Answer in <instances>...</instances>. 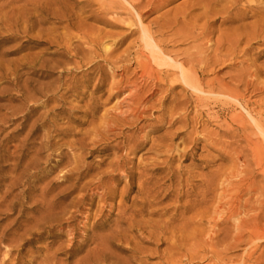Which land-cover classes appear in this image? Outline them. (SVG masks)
Segmentation results:
<instances>
[{
	"label": "rangeland",
	"instance_id": "1",
	"mask_svg": "<svg viewBox=\"0 0 264 264\" xmlns=\"http://www.w3.org/2000/svg\"><path fill=\"white\" fill-rule=\"evenodd\" d=\"M8 1L0 0V114L8 115L0 125V264H264V238L244 237L221 261L204 242L214 204L217 228L232 234L233 221L264 198V139L244 110L264 127V73L236 85L235 103L217 83L193 92L153 62L152 75L137 64L150 59L143 28L184 59L193 42L167 38L187 33L183 25L199 32L202 22L187 16L197 0H37L48 9L45 23L11 37L7 25L21 24L34 5ZM220 22L209 27L212 42L227 28ZM168 23L176 30L157 32ZM262 48L252 44L201 81L264 72ZM74 166L76 179L67 176ZM228 205L246 207L234 219Z\"/></svg>",
	"mask_w": 264,
	"mask_h": 264
},
{
	"label": "bare ground",
	"instance_id": "2",
	"mask_svg": "<svg viewBox=\"0 0 264 264\" xmlns=\"http://www.w3.org/2000/svg\"><path fill=\"white\" fill-rule=\"evenodd\" d=\"M14 1L16 0H9L7 2L8 5L12 4ZM21 1V0H20ZM40 1V0H39ZM56 1V0H55ZM32 3L34 6H32V8H29V10L27 9V11H23L22 15L19 16L17 21H21V24L17 25L15 22L12 24H8L6 31L9 34L8 37H11L14 35V32H18L20 30L22 31H29L30 29L33 28L34 26H37V24L39 25L40 23L42 24V22L45 23V19L46 17V13H48V9H46L41 3H39L37 0H25L22 3ZM54 2V1H53ZM196 3L194 4V8L189 11V13L187 14V16H192V18L190 17V19H193L192 21H194V24L196 23H201L200 28H199V32H195L192 29L188 28V30L186 29L187 26L183 25L182 27H186L185 30L187 33L183 32L182 30H176L174 29L173 25H177L174 23H168V24H164L161 25L159 27V29L157 30L158 33L163 34L164 31L167 30H171L172 28L175 31H173V36H177V38H180L178 40H175V37H173L171 34V37L168 36L167 40L170 42H181V41H186V40H190L191 42H193V44L188 47V49L186 51H184L185 53V57L182 61H177L175 58V55L173 56V58L171 57L172 55L170 54V52L162 50L159 47V43L158 41L156 42L153 39V36H151V33L149 31H147L146 29H142V41H143V45L145 47V49L149 52L150 55V59L148 58L147 61H143V62H139L137 60V64L138 67H141L142 73H148L152 75V72H154L155 70L150 66V62H153L157 67L160 68H164L161 72H163V74H165V76L170 75L172 76V80L174 79V82L178 81V78L188 87H190L192 90H194L193 92H203L201 90V86L202 84L206 85L207 88L209 87L210 89H213L215 83L216 87L220 90L223 91V93H227V95L229 96L230 99H233L234 97H236L237 91L235 89V87H237V84H247L249 85V82L246 80V77L249 76H256L258 73H264L263 71L261 72V70L255 69V70H251L248 68H245L241 71H238L236 73H233V75H230V83H222L221 81L218 80H214L213 79H209V80H205L204 82L201 81V73L204 71L210 72L214 69V67H216V65H224V66H230L232 64V61L234 60V57H236L235 55L239 54V53H245L247 50H249L252 47V44H258L259 46H263L262 50H263V54H264V0H197L195 1ZM55 3V2H54ZM48 4V3H47ZM56 4V3H55ZM3 5V4H2ZM5 5V4H4ZM25 6V4H23ZM23 5H21L20 7H24ZM42 5V6H41ZM59 4H57V7ZM19 7V6H18ZM47 7V6H46ZM56 7V8H57ZM193 7V6H192ZM2 8V7H1ZM54 10V9H53ZM190 10V9H189ZM22 11V10H21ZM61 11V10H60ZM197 12V13H193V12ZM18 13H20L18 11ZM62 14V13H61ZM60 14V15H61ZM192 14V15H191ZM15 15V14H14ZM13 15V16H14ZM53 15V13H52ZM54 16V15H53ZM186 16V15H185ZM55 17V16H54ZM12 18V17H11ZM61 18V17H60ZM219 18H221V22L220 25H226L227 28L222 31L219 32V35L216 36V39L212 42V37H210V35H212L214 33V31L210 30V26H212V23L215 22L216 20H218ZM4 19V18H3ZM16 19V18H15ZM14 19V20H15ZM183 19V18H182ZM47 20V19H46ZM193 23V22H192ZM199 23V24H200ZM195 24V26H196ZM194 26V27H195ZM198 26V25H197ZM196 26V27H197ZM41 27V26H40ZM38 27V28H40ZM195 27V29H196ZM210 27V28H209ZM178 28V27H177ZM181 28V26H180ZM225 28V27H224ZM192 30V31H191ZM50 31V30H49ZM197 31V30H196ZM38 33V32H37ZM166 34V33H165ZM39 35V34H36ZM47 35V34H46ZM40 36V35H39ZM214 37V36H213ZM50 39V38H49ZM163 40V39H162ZM166 40V39H165ZM261 48V47H260ZM210 49V50H209ZM209 50V51H208ZM90 52V51H89ZM146 52V51H145ZM183 54V55H184ZM146 55V54H145ZM175 57V58H174ZM83 59V58H82ZM141 61V60H140ZM75 64V63H74ZM187 66V67H186ZM77 67V66H76ZM141 73V72H140ZM232 74V73H231ZM157 76V75H156ZM175 77H177V81H175ZM143 78V77H142ZM69 82H73L74 80L68 77ZM156 80V79H155ZM154 80V81H155ZM172 81H170L171 84ZM173 82V83H174ZM232 82V83H231ZM218 85V86H217ZM237 85V86H236ZM215 88V87H214ZM26 95H24L22 97L23 100H30L31 94L29 93L30 90L26 87ZM217 90V89H216ZM210 91V90H209ZM237 98V97H236ZM21 99V100H22ZM264 99V97H263ZM233 102L238 103L235 99H233ZM244 109V108H243ZM18 109L16 108H12L11 112L12 115L15 114V112ZM247 113L248 118H250L253 122V124L257 127V130L260 132V134L262 135L263 139H264V127L262 125H260V123H257L254 118V115H252L249 111H247L246 109H244ZM8 115L7 113L4 114H0V125L2 121H6ZM103 118V117H102ZM101 118V119H102ZM24 120V119H23ZM104 120V119H102ZM106 120V119H105ZM102 122V121H101ZM98 125V124H97ZM30 126V125H29ZM35 125H31V128H29L28 133L26 136H28L31 132H32V128ZM37 126V125H36ZM35 126V127H36ZM247 126V125H246ZM92 129V128H91ZM93 130L95 131V129L93 128ZM228 131V130H227ZM95 133V132H94ZM93 133V134H94ZM90 134V133H89ZM98 134V133H97ZM96 134V135H97ZM24 137V139L22 140H18L19 141V150H22V146L23 143L25 142V139L28 137ZM94 138V137H93ZM90 139V138H89ZM85 141V140H84ZM92 141V140H91ZM75 143V142H74ZM130 144V143H129ZM82 145V144H81ZM15 146V145H14ZM17 146V145H16ZM15 146V147H16ZM127 146V145H126ZM130 146V145H129ZM132 147V146H130ZM129 147V148H130ZM128 148V149H129ZM129 151V150H128ZM20 153V151H19ZM15 156V155H14ZM76 157V156H75ZM16 160L19 159V155H17L16 157H14ZM15 160V161H16ZM123 160V159H122ZM125 160V159H124ZM263 160V158H262ZM118 161V158H117ZM112 164V163H111ZM122 164V163H121ZM71 165V164H70ZM75 165H78L77 163ZM116 166H119V163H116ZM78 167V166H77ZM121 168V167H120ZM77 168L71 167L69 168V173H68V177H73L74 179L78 178L81 174L82 171H72V170H76ZM82 169V167H81ZM118 169V168H117ZM251 169V168H250ZM80 170V169H79ZM122 171V170H121ZM240 171V170H239ZM237 177V176H236ZM229 180V179H228ZM218 183V182H217ZM233 184V183H232ZM262 186V185H261ZM241 187V186H240ZM210 189V188H209ZM207 189V191H212L211 189H213V187L209 190ZM248 190V189H247ZM206 191V192H207ZM205 191L202 192L206 193ZM189 193V192H187ZM210 194V193H209ZM198 195V194H197ZM203 195V194H202ZM188 197V196H187ZM196 197V196H195ZM236 197V196H235ZM239 197V196H238ZM199 198V196H198ZM204 198V196L202 197ZM213 198V197H211ZM217 198H220L219 196H217ZM254 198V197H253ZM209 199V198H207ZM215 199V197H214ZM232 199V197H231ZM256 199V198H255ZM194 200V199H193ZM196 200V199H195ZM201 200V198H200ZM206 200V199H205ZM217 200V199H216ZM224 200V199H223ZM222 200V201H223ZM229 200V199H228ZM238 200V199H237ZM249 200V199H248ZM247 199H245V201H248ZM191 201V200H190ZM199 201V200H198ZM210 201V200H209ZM214 200H212L213 202ZM221 201V200H220ZM227 201V200H226ZM225 201V202H226ZM235 201V199L233 200V202ZM243 199V202H245ZM135 202V201H134ZM147 202V201H146ZM149 202V201H148ZM193 202V201H191ZM205 202H208L207 200ZM212 202L210 205H212ZM219 201L217 200V203ZM224 202V201H223ZM222 202V203H223ZM239 202V201H238ZM142 203V202H141ZM138 202V204H141ZM189 203V202H188ZM220 203V202H219ZM214 204V210L209 209L210 211H212V214H214L215 216L219 215L220 211H218L217 209L219 208L220 204ZM228 204L230 202H227ZM249 203V201L247 202V204ZM252 203V202H250ZM144 204V202L142 203ZM141 204V205H142ZM180 204V203H179ZM202 204V203H201ZM206 204V203H205ZM231 204H232V200H231ZM240 204V203H238ZM244 204V203H243ZM245 203V205H247ZM215 205H217V207H215ZM230 205V204H229ZM228 205V207H229ZM140 206V205H139ZM193 206V205H192ZM197 206V205H196ZM208 206V205H207ZM234 206V205H233ZM232 205L229 207L228 210V218H235L236 210L240 209L237 208L238 205H235V207H233ZM244 205H242L241 207H243ZM141 207V206H140ZM186 207V206H185ZM188 207V206H187ZM186 207V208H187ZM191 207V205L189 206ZM199 206H197L196 208L198 209ZM202 207V205H201ZM222 207V206H221ZM227 207V209H228ZM246 206H244L245 209ZM184 208V207H183ZM182 208V209H183ZM195 207H193L194 209ZM252 208V214H247L246 212H248L250 209ZM140 209V208H139ZM188 209V208H187ZM191 209V210H193ZM196 209V210H197ZM200 209V208H199ZM226 209V208H225ZM243 209V208H242ZM242 209H240L239 211H242ZM243 209V210H244ZM207 210V209H206ZM222 210V209H221ZM126 211V209H125ZM124 211V212H125ZM139 211V210H138ZM137 211V212H138ZM187 211V210H186ZM195 211V209H194ZM199 211V210H198ZM198 211L196 213H198ZM208 211V210H207ZM224 211V210H222ZM226 211V210H225ZM224 211V212H225ZM248 211L243 212L244 217L240 218L239 221L235 222L233 221V225H231V227H233L234 233L232 232V234H229L225 229L224 230L221 228H217L218 224L221 223L222 221H216L217 219L214 220V218H216L214 215H212L210 212H208V214L210 213L214 218L212 223V228L210 229L211 234H209L207 237V240L204 241L207 244V248L205 251L210 252L211 256L215 257L217 260L221 261L223 259H225V255L227 254L229 257V252L227 253V251L229 250H233L239 243H241V241L243 240L244 237H246L249 242L250 241H254L255 243H258V240L261 238H264V198L255 200L254 203H252V205H249V209ZM130 212V211H129ZM224 212H221L224 214ZM140 213V212H139ZM194 213V212H193ZM195 213V214H196ZM205 213V212H203ZM133 214V213H132ZM141 214V213H140ZM202 214V213H201ZM222 214V216H223ZM240 214V213H238ZM126 215V214H125ZM207 215V213H206ZM225 215V214H224ZM242 215V216H243ZM131 216V215H130ZM195 216V215H194ZM196 216H198L196 214ZM195 216V217H196ZM208 216V215H207ZM206 216V217H207ZM210 216V215H209ZM133 217V216H132ZM191 217V216H190ZM201 217L203 218V216L201 215ZM205 217V216H204ZM205 217V218H206ZM221 217V215L219 216ZM218 217V218H219ZM225 217V216H224ZM173 218V216H172ZM193 218V217H192ZM211 218V217H210ZM122 219V218H121ZM130 219V217H129ZM191 219V218H190ZM195 219V218H194ZM207 219V218H206ZM222 219V218H221ZM131 220V219H130ZM209 220V219H208ZM154 222V221H153ZM172 222V221H171ZM170 222V223H171ZM195 222L197 223L198 221L195 220ZM149 223V222H148ZM162 223V222H160ZM191 223V222H190ZM195 223V224H196ZM116 224V223H115ZM131 224H134L131 222ZM145 225V223H143ZM142 224V225H143ZM163 224V223H162ZM204 224V223H203ZM226 224V223H225ZM166 225V223L164 224ZM209 225V224H208ZM220 225V224H219ZM223 225V224H222ZM133 226V225H132ZM130 227V226H129ZM143 227V226H142ZM146 227V226H145ZM157 227V226H156ZM167 227L169 228V226L167 225ZM172 227V226H170ZM151 228V227H150ZM153 228V227H152ZM167 228V229H168ZM215 228V229H214ZM154 229V228H153ZM158 230V228H156ZM156 229H154L153 231H155ZM166 229V230H167ZM190 229V228H189ZM193 229V228H192ZM232 229V228H231ZM152 230V229H151ZM160 230V229H159ZM163 230V229H162ZM165 230V229H164ZM170 230V229H169ZM175 230V229H174ZM172 232V231H171ZM194 232V230H193ZM152 233V231H151ZM163 233V232H162ZM189 233V232H188ZM208 233V231H207ZM157 234V233H155ZM166 234V233H165ZM195 234V233H194ZM164 235V233H163ZM207 235V234H206ZM196 236V235H195ZM159 237V236H158ZM171 237V236H170ZM202 238V237H201ZM199 240V239H198ZM203 240V239H202ZM246 240V239H245ZM263 240V239H262ZM261 240V241H262ZM177 241V240H176ZM173 242V241H171ZM202 242V243H204ZM181 243V242H180ZM201 243V245H202ZM254 243V244H255ZM263 243V242H262ZM174 244V243H173ZM242 244V243H241ZM175 245V244H174ZM180 245V244H179ZM251 245V244H250ZM256 245V244H255ZM254 245V247H255ZM192 246V245H191ZM196 246V245H195ZM220 246V249H217ZM258 246V245H257ZM262 246V245H261ZM217 247V248H216ZM239 247V246H238ZM236 247V248H238ZM185 248V247H184ZM202 248V246H201ZM175 249V248H174ZM254 249V248H251ZM257 249V247H256ZM255 250V249H254ZM190 251V250H189ZM195 251V250H193ZM191 252V251H190ZM264 252V251H263ZM196 253V252H195ZM199 253V252H197ZM250 253V252H249ZM248 253V254H249ZM189 254V253H188ZM191 254V253H190ZM260 254V253H259ZM263 254V253H262ZM261 254V255H262ZM192 255V254H191ZM196 255V254H195ZM194 255V256H195ZM204 255V254H203ZM190 256V255H189ZM200 257V255H197ZM205 256V255H204ZM245 256H247L245 254ZM249 256V255H248ZM198 257V258H199ZM207 257V256H206ZM244 257V256H243ZM183 258V257H182ZM210 258V257H209ZM263 258V255L262 257ZM188 259V257H187ZM193 259V258H192ZM247 259V258H245ZM251 259V257H250ZM179 260V259H178ZM191 260V259H190ZM228 260V259H227ZM226 260V261H227ZM254 260V259H253ZM218 261V262H219ZM243 261V259H242ZM216 262V261H215ZM244 262V261H243ZM174 263V262H173ZM258 263V262H257ZM223 264H225L223 262ZM249 264V263H248Z\"/></svg>",
	"mask_w": 264,
	"mask_h": 264
}]
</instances>
